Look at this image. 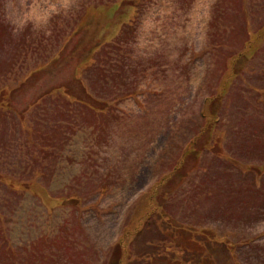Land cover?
<instances>
[{
	"label": "rangeland",
	"instance_id": "1",
	"mask_svg": "<svg viewBox=\"0 0 264 264\" xmlns=\"http://www.w3.org/2000/svg\"><path fill=\"white\" fill-rule=\"evenodd\" d=\"M0 264H264V0H0Z\"/></svg>",
	"mask_w": 264,
	"mask_h": 264
}]
</instances>
